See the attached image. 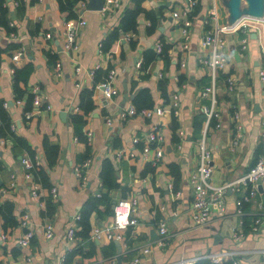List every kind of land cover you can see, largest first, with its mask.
I'll return each instance as SVG.
<instances>
[{
    "label": "crops",
    "instance_id": "obj_1",
    "mask_svg": "<svg viewBox=\"0 0 264 264\" xmlns=\"http://www.w3.org/2000/svg\"><path fill=\"white\" fill-rule=\"evenodd\" d=\"M86 2L80 1L75 9L85 20L77 34L79 47L65 51L63 28L71 17L67 18L60 10L57 0H3L12 30L0 23V99L6 101L12 130L24 144L0 137V201L11 202L17 221L16 225L4 228L0 215V264H58L61 258L65 264H109L112 257H116L117 264H128L146 245L150 250L140 253L141 264H191L194 259L221 250L232 252V257L226 259H236L237 264H264L261 192L238 205L241 191L235 186L226 187L220 194L210 196L206 224L198 226L190 219L194 183L189 177L198 164L199 140L205 131L204 122L196 130L194 120L202 112L201 104L208 103L200 91L209 83L203 60L211 47L202 38L206 30L229 20L228 0H221L220 6L217 0H196L195 5H199L196 13L195 5L189 8L187 0H121L119 7L108 10L88 9ZM137 2L157 15L154 30H147L150 19L140 12L135 29L119 30L118 37L105 48L104 40L118 26L124 10L134 8ZM181 9L187 10L192 22L188 48L182 46L180 27L173 15L174 10ZM221 35L227 61L217 80L220 125L213 123L205 128L206 143L212 154L211 181L215 185L238 178L259 157H264V85L256 76L260 61L256 36L249 33L243 44L240 31ZM156 40L162 45L169 44L168 60L157 56L144 67L141 64L145 52L154 49L158 53L154 48ZM20 46L24 48L23 56L13 62L11 54ZM48 52L61 62V75L55 74ZM28 64L32 69L26 82L20 80L19 84L39 86L42 96V104L31 118L24 117L22 101H14V73L10 69L11 65L22 68ZM77 64L81 67L79 71L75 70ZM109 68L116 71L115 92L106 98L90 72L101 70L98 73L101 77ZM226 72H233L238 78L232 92L224 84ZM163 78H166L164 95L159 87ZM141 87H148L151 107H162L164 112L153 113L151 117L141 113L121 117L122 111L134 106L133 98ZM85 90L91 92L93 102V108L86 113L80 107L81 92ZM174 94L176 112L171 107ZM232 102L239 111L237 120L232 116ZM77 113L83 118L80 129L72 121ZM154 123L162 137L151 143L144 154L146 134ZM78 130L84 139H79ZM87 131L91 132L89 140ZM135 136L137 142L133 141ZM156 145L162 149V155L153 164ZM51 146L55 147L56 155L48 165L45 156L51 152ZM87 146L89 155L84 159ZM23 157L39 160L36 165L45 169L55 194L24 166ZM104 159L111 160L114 167L116 185L109 189L100 177ZM85 161L87 165L83 166ZM171 164H174L172 170ZM176 168L179 176L175 180ZM33 187L36 195L31 193ZM100 192L109 195L111 207L119 198L136 196L137 223L124 231V241L118 240L119 245L116 239L90 237L81 242L79 253L69 257L78 240L67 243L66 229L76 227L75 216L82 204ZM47 199L53 202L50 214L45 209ZM238 206L241 213L237 212ZM99 208L103 210L104 205L100 204ZM25 214L26 225L21 223ZM254 218H260L256 229L251 228ZM110 220L111 215L99 218L94 212L90 233L95 226L107 225ZM161 221L166 222L167 233L163 243L158 244ZM47 222L53 226L50 238L44 234ZM27 229L33 235L29 245L23 246L18 239ZM237 229L241 230V236L235 239Z\"/></svg>",
    "mask_w": 264,
    "mask_h": 264
},
{
    "label": "built area",
    "instance_id": "obj_2",
    "mask_svg": "<svg viewBox=\"0 0 264 264\" xmlns=\"http://www.w3.org/2000/svg\"><path fill=\"white\" fill-rule=\"evenodd\" d=\"M196 0H187V6L189 8H193ZM121 5V0H103L102 10H108L111 8H117ZM173 15L180 27L181 37H182V46L184 48H188L189 37H190V27H191V19L187 15L186 9L174 10ZM85 24V20L77 15L74 18L66 20L64 23L63 34H64V43L63 49L65 51H73L79 47V43L77 41V34L79 29ZM233 31L242 32V42L243 44L246 42V39L249 33H254L258 42V47L260 51V61L259 65L256 69V76L264 85V13L260 16L251 15L249 13H241L234 21L222 24H215L213 29L206 30L203 35L202 42L211 47L210 54L203 60L209 75V83L206 84L200 91V96L208 99V103L201 104V111L205 114L204 120V132L202 133L199 140V160L196 166V169L190 173V181L194 183L193 188V197L191 202V210H190V219L192 223L195 225H204L207 223L210 212V196L220 194L226 187L235 186L240 193V198L238 199V205L241 204L242 201H249L257 192H259L258 186L260 185L262 188V192L264 193V157H259L255 163L249 168L247 172L239 176L238 178L222 183L220 185H215L211 181L212 176V165H211V150L207 146L205 132L207 126L210 124L209 121L211 119H216L215 126L220 125V115L219 109L216 107L217 102V80L221 71H224L225 64L227 61V53L224 48L225 40L221 34ZM154 48L157 52H160L162 49V43L160 40H156L154 43ZM24 48L20 46L14 50L11 54V60L13 62L17 61L19 58L23 56ZM183 64V63H182ZM80 66L77 64L75 66V70L79 71ZM11 71H13V66L10 67ZM54 70L56 75H61V62L56 60L54 63ZM92 73V71L90 72ZM116 71L113 68H110L105 78L98 83V85L102 88L103 94L106 98H109L115 92V86L113 83ZM224 84L226 90L232 92L235 90L238 78L233 72H226L224 77ZM79 85V82L76 83ZM31 91L33 94L32 97V105L33 108L24 111L25 118H31L36 110L42 104V96L40 92V88L37 85H33L31 87ZM177 96L173 95V101L171 107L174 112H176L175 108L177 107ZM17 103L21 102V99H16ZM5 106H8L7 103H4ZM232 116L235 120L239 117V111L236 105L232 102ZM47 107L49 105L47 104ZM164 109L162 107H147L137 110L134 106H129L127 110L121 112V117H126L127 115L141 113L146 117H151L153 113L158 115L162 114ZM107 122L110 123V118H107ZM237 127H240L239 124ZM158 126L154 123L152 129L146 134V143L143 147V153L148 152L151 143H155L161 140V134L158 132ZM86 138L91 139V132L87 131ZM262 136L264 137V132H262ZM134 142L138 141V137L135 136L133 138ZM179 145V144H178ZM154 158L153 164L157 162V160L162 155V149L156 145L154 149ZM88 161L83 163V166L87 165ZM22 163L27 169H31L34 165L39 164V160L32 161L28 157L22 158ZM78 174H80V169L76 168ZM29 175V172H28ZM11 185H14V182H11ZM169 187L171 184L169 183ZM2 189V191H4ZM52 194H55V187H51ZM31 193L33 195L37 194L36 187L31 189ZM138 203V199L136 196H129L124 198L117 199L113 204V212L111 216V220L109 224L104 226H95L92 228L90 236L92 238H100L104 236L107 239H116L120 241H124V231L131 225H135L137 223V216H135V210ZM237 212L241 213V208L238 206ZM27 215H24L22 224H27ZM75 218H79L77 214ZM260 218H255L254 223L252 225L253 229H256V225L259 223ZM44 234L46 238H50L53 236V226L51 223L47 222L44 224ZM75 226H69L65 232V239L67 243L73 244L75 242ZM159 237L157 239L158 244L163 243V238L167 233V224L165 221H161L158 226ZM33 233L30 229H27L23 235L18 239V242L23 245H29L30 239ZM241 236V230L234 231L235 239H238ZM126 243V242H125ZM150 250V246L146 245L141 248V252L134 254L128 261V264H141V255L140 253H146ZM261 256L264 262V248L261 249ZM232 257V252L227 250H221L216 253H211L206 256L213 263H220L224 259ZM195 260V259H194ZM193 260V261H194ZM109 264H117L116 257L109 258ZM191 261V263L193 262ZM237 260L233 259V264H237ZM58 264H65L63 258H61Z\"/></svg>",
    "mask_w": 264,
    "mask_h": 264
},
{
    "label": "trees",
    "instance_id": "obj_3",
    "mask_svg": "<svg viewBox=\"0 0 264 264\" xmlns=\"http://www.w3.org/2000/svg\"><path fill=\"white\" fill-rule=\"evenodd\" d=\"M57 1H58V6L60 10L66 13L67 18H70V17L74 18L77 16V12L75 11V9L78 7L77 6L78 3L80 1H85V0H57ZM194 7L195 8L193 12L196 13L197 10L199 9V5L196 4ZM140 12H144L145 17L150 19V24L147 30L148 31L154 30L155 25H156L157 15L153 11L145 10L143 7L140 6L139 2H137L134 8H126L124 10L118 26L115 27L113 32L110 33L104 40V43H103L104 47L105 48L109 47L113 39L118 37L119 30L128 31V30L135 29L136 24H137V16ZM9 19L10 18L7 15V9L3 5V0H0V23L8 31L12 30V27L9 25V22H8ZM168 47H169V44L164 43L162 45L161 51L158 53H156L154 49H148L144 54L143 63L141 65L146 67L149 64V62L152 61L157 56H160L167 61L168 60V56H167ZM48 54H49L50 61H52V65L54 66V63L56 62L57 59L54 57L52 53L48 52ZM31 69H32V66L28 64L22 68H17L13 66V71H12V73H14L13 75L14 101H16V99H21L23 111L33 108V105H32L33 94L31 91L32 86L27 85V83L24 86H21L19 84V81L23 80L26 82L27 75L29 74ZM109 69L103 71V76L101 77H98V73H100L101 70H94L92 72L94 75L93 78L96 81L95 82L96 84H98L100 81H102L105 78ZM165 80L166 78H163L159 82V87L161 88L163 95L165 94ZM5 102L6 101L4 99H0V137H4L6 139L11 138L13 141L23 145L24 144L23 139L20 138L18 135H15L14 131L12 130L11 114L9 111V107L4 105ZM133 102L137 110L153 106V102L151 100L148 87H141L140 89H138L135 97L133 98ZM80 107L82 108V111L84 113L88 112L90 109L93 108L91 92L89 90H85L81 92ZM204 120H205V114L203 112L199 113L195 117L194 125L196 127V130L200 129L201 124L204 122ZM72 121L75 124V126L78 129H80V127L78 126H81L83 122L82 114H78V113L74 114ZM209 123L210 125L215 123L214 118L211 119ZM77 135L79 139H84L85 137L81 130L77 131ZM50 148H51V152L48 153L47 151L48 156H45L48 165H51L53 163L55 159V155H56L55 147L51 146ZM88 155H89V147L87 146L86 153L84 154L83 158L86 159ZM84 159H82V161ZM1 167H2V163L0 161V168ZM170 168L172 170V168H174V164H171ZM31 172L33 173V176L36 177V179H38L39 177L43 185H48V187H51V184L50 183L48 184L46 171L43 167L39 165H34L31 168ZM113 172H114V167H113L111 160L104 159L101 164L100 177L102 179L103 185L107 189L112 188L116 185V182L113 179L114 178ZM174 176H176L175 180L179 176L177 168L175 170ZM0 197H1V192H0ZM100 204L104 205L103 210L99 208ZM52 208H53V202L50 199L49 200L47 199L45 209L47 210L48 214H50ZM94 212L97 214L99 218L104 217L106 214L112 216L113 206L111 207V200H110L109 195L106 192H100L99 195L89 197L88 199L85 200V202L80 207V210L78 213L79 218L76 219V230H75V237L77 238L78 241H76L73 249L69 252V257H72L77 252L79 253L81 251V242L91 237L90 236V229H91L90 218ZM0 215L2 216V219H3L4 228H6L7 226H13L17 224V221L14 218V215L12 213L11 202H8V201L1 202L0 201ZM254 220L251 223V226L253 225ZM84 255H87V254L82 253V256ZM191 264H215V263L211 262L208 258H201V259L195 260ZM216 264H233V259L232 258L225 259L222 262L216 263Z\"/></svg>",
    "mask_w": 264,
    "mask_h": 264
},
{
    "label": "water",
    "instance_id": "obj_4",
    "mask_svg": "<svg viewBox=\"0 0 264 264\" xmlns=\"http://www.w3.org/2000/svg\"><path fill=\"white\" fill-rule=\"evenodd\" d=\"M243 2V3H242ZM103 0H87L86 8L88 9H101ZM228 9L230 12L229 22L234 21L241 13H249L251 15L260 16L264 13V4L263 0H228L227 2ZM126 96V95H125ZM63 112L61 113V116ZM1 186V178H0ZM259 192H262V188L259 185ZM154 231H151V235H154ZM116 244L119 245V241L115 240ZM119 261V259H118Z\"/></svg>",
    "mask_w": 264,
    "mask_h": 264
},
{
    "label": "rangeland",
    "instance_id": "obj_5",
    "mask_svg": "<svg viewBox=\"0 0 264 264\" xmlns=\"http://www.w3.org/2000/svg\"><path fill=\"white\" fill-rule=\"evenodd\" d=\"M217 1H218V5L220 6L221 5V0H217ZM263 4H264V0H263Z\"/></svg>",
    "mask_w": 264,
    "mask_h": 264
}]
</instances>
